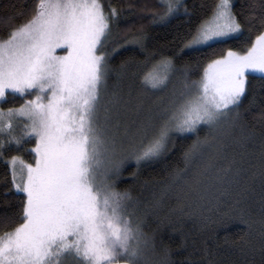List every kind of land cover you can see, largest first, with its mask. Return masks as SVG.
<instances>
[{
  "label": "snow or ice",
  "instance_id": "1",
  "mask_svg": "<svg viewBox=\"0 0 264 264\" xmlns=\"http://www.w3.org/2000/svg\"><path fill=\"white\" fill-rule=\"evenodd\" d=\"M201 9L187 0H157L139 9L111 0L107 8L104 0H34L7 18L0 104L10 98L22 103L0 107V159L16 147L4 162L10 192L21 200L16 217H4L11 226L0 230V264H177L171 247L145 230L150 210L170 194L177 200L172 212L198 218L199 232L208 234L203 247L193 242L178 264H224L214 225L225 220L245 225L237 238L223 240L241 254L239 264H264V194L258 221L246 203L253 182L259 180L264 193V0H252L239 13L234 0H213ZM130 17L136 20L121 28ZM170 26L176 30L171 47L151 43V28ZM244 36L239 46L214 50ZM120 53L125 57L113 65ZM192 53L205 62L183 59ZM138 72L146 89L163 93L171 85L167 96L151 102L131 91L125 96L122 81ZM257 105L259 129L245 120ZM189 136L195 138L182 152L183 166L170 167L139 213L132 191L116 188L125 166L134 163L131 177L139 182L144 165ZM257 144L258 168L252 166L249 183L225 204L213 193L248 172L245 157L257 154ZM230 148L240 151L229 156Z\"/></svg>",
  "mask_w": 264,
  "mask_h": 264
},
{
  "label": "trees",
  "instance_id": "2",
  "mask_svg": "<svg viewBox=\"0 0 264 264\" xmlns=\"http://www.w3.org/2000/svg\"><path fill=\"white\" fill-rule=\"evenodd\" d=\"M187 2L190 8L193 5H195L197 8H199L200 5H203V9L201 10H207L211 8L213 4V0H187ZM251 2L252 0H234V11L239 13L242 9H246L247 5ZM33 3L34 0H0V37L6 36L7 34V18L21 8L30 9ZM108 3L109 0H104L106 8L108 7ZM111 3L118 8H126L128 3H133L137 6V9H139L145 5H147L149 8L154 7L157 5V0H111ZM127 14L128 13L126 12L125 15ZM22 19L23 18L17 19L14 21V23H19ZM133 20H136V17H130L129 20H122L120 27L124 28L128 26ZM144 22L146 23L147 21ZM173 24H179V21H173ZM179 31L183 32V27H181ZM150 33L153 38L151 43L158 46L167 45L168 47H171L169 41H171L176 35V30H174L171 26L168 28L154 27L150 29ZM246 39L247 36H244L240 37L238 40H231L227 44L214 45V50L219 53L227 47L239 46ZM204 51L207 53L212 50L205 49ZM168 54L171 53L169 52ZM125 55L126 53H120L114 56L112 59V64H119ZM138 59H143V56H139ZM183 59L188 60L193 65H196L197 61H200L201 63L205 62L204 56L197 53L184 55ZM198 74L199 69L194 68L192 78H198ZM141 80L142 75L140 72H138L136 76H132L131 73H129L120 85L123 94H128V92L131 91L133 97L134 95L136 97L140 96L146 102H151L155 101L161 95L167 96L168 91L171 89V85L169 86V90L163 93L157 90L146 89L143 86ZM114 83L115 76H112L108 81L109 93H111ZM252 83L254 85H258L259 81L253 80ZM20 103H22V101L19 98H16L15 100L10 98L8 102L3 103L2 106L8 108L11 106H17ZM247 106L248 101L246 100L244 107L247 108ZM260 116L261 109L260 106L257 105L245 113V120L250 125H255L257 129H259ZM203 134L204 133L201 132V135ZM194 138V136H189L186 139H177L175 148L166 157L144 165L140 169L139 182H133L131 177V173L136 171L134 163H129L125 166L120 179L117 181L116 188L118 191H123L125 189H130L132 191V195L138 198L140 201L138 209L139 213H142L144 208L152 201L153 192L159 191V183L165 180L170 167L177 164L183 166L181 160L182 152L187 144L191 143V140ZM256 148V155L245 157L244 167L248 169V172L241 174L236 183H225L223 186H221L219 191L213 193V195L219 196L225 204L230 203L236 197H238L241 194L243 187L249 183L248 176L253 170H255L252 166L254 165L258 168L260 163L258 156V144ZM234 151L239 153L240 149L230 148L228 150L229 156H231ZM15 153V149L10 148L5 151V156H10ZM28 156L30 155L28 154ZM237 158H239V156H237ZM4 161V159H0V230L11 226L5 222L4 217L7 216L15 218L19 211L21 200L20 196L14 195L12 192H10L12 187L10 183V173ZM145 180H152L154 183L145 186L143 183ZM262 194L264 193L261 191L259 180L253 182L251 184V190L247 193L248 199L246 203L251 206L253 218L256 221L259 220V200ZM176 206L177 200L175 195L170 194L166 196L163 200V203L159 207L150 210L147 217L145 230L150 233H155L158 245H168L171 247L173 250V259L177 261L178 264L179 261L183 260L187 256L188 252L192 251L193 242H195L197 247H203L202 241L208 234H201L199 232L200 221L198 218H189L187 216L181 217L179 214L173 213L172 209ZM244 228L245 225L239 223L236 220H225L223 223L218 221L217 224L214 225L217 240L221 245H223V247L218 249V257L223 260L224 264H230V262H236V264H239V262L243 259L235 247L224 245L223 240L225 236H227L230 240L237 238L238 234ZM259 229V223H254V237L257 236ZM258 259L259 257L257 256V260Z\"/></svg>",
  "mask_w": 264,
  "mask_h": 264
},
{
  "label": "rangeland",
  "instance_id": "3",
  "mask_svg": "<svg viewBox=\"0 0 264 264\" xmlns=\"http://www.w3.org/2000/svg\"><path fill=\"white\" fill-rule=\"evenodd\" d=\"M171 90V89H170ZM125 96H127V94H124ZM132 97H133V95H132ZM136 96L134 95V97L133 98H135ZM140 97V96H139ZM18 106V105H17ZM0 107H3L2 106V104H0ZM4 109H7L6 107H3ZM17 132H19V128H17ZM32 145L31 144H25V148H28V147H31ZM10 148H14L15 149V154H17V149H16V147L13 145V146H9L8 148H6L5 149V151L6 150H8V149H10ZM24 154V156H25V158H27V159H31V157L30 156H28V153L27 152H24L23 153ZM12 155H14V154H12ZM29 157V158H28ZM8 158V156H5L3 159L4 160H6Z\"/></svg>",
  "mask_w": 264,
  "mask_h": 264
}]
</instances>
